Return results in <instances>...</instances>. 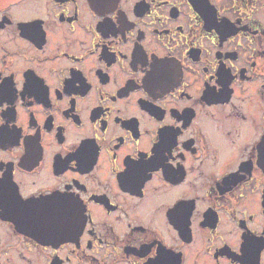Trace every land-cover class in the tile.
<instances>
[{
    "label": "flooded vegetation",
    "instance_id": "1",
    "mask_svg": "<svg viewBox=\"0 0 264 264\" xmlns=\"http://www.w3.org/2000/svg\"><path fill=\"white\" fill-rule=\"evenodd\" d=\"M0 264H264V0H0Z\"/></svg>",
    "mask_w": 264,
    "mask_h": 264
}]
</instances>
